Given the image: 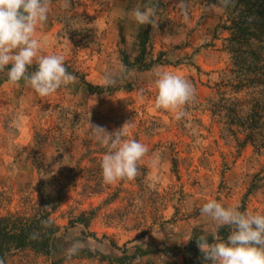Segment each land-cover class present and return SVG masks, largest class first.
<instances>
[{"label": "rangeland", "instance_id": "374dc122", "mask_svg": "<svg viewBox=\"0 0 264 264\" xmlns=\"http://www.w3.org/2000/svg\"><path fill=\"white\" fill-rule=\"evenodd\" d=\"M137 6L156 9L149 68L134 64L147 26L129 15ZM36 38L77 80L41 98L0 72V216H30L41 197H59L57 252L23 250L6 264H122L137 249L148 254L124 264H179L174 247L210 234L199 211L209 199L264 214V0H52ZM157 68L197 85L179 120L155 108ZM84 81L111 91L90 93ZM89 124H129L126 137L147 146L134 180L104 182L106 149Z\"/></svg>", "mask_w": 264, "mask_h": 264}, {"label": "clouds", "instance_id": "9594fccd", "mask_svg": "<svg viewBox=\"0 0 264 264\" xmlns=\"http://www.w3.org/2000/svg\"><path fill=\"white\" fill-rule=\"evenodd\" d=\"M51 5L52 0H0V72H7L9 83L19 86L23 82L41 98L57 94L77 80V76L68 71L64 57L43 54L41 42L36 38L38 30L48 21ZM63 6L68 7L69 0H63ZM129 15L138 25L156 23L154 7L137 6ZM33 66L35 70L30 71ZM153 76L155 108L181 119L197 92V85L161 68L154 69ZM104 83L110 85L114 81L105 75ZM126 126L130 125L109 133L101 125L89 124L90 135L106 149L101 170L107 184L134 180L139 174L138 165L148 153L145 144L126 137ZM199 211L211 221L212 241L204 234L197 238L205 261L209 264H264V214L226 207L216 199H209ZM222 227L229 229L226 240L217 235Z\"/></svg>", "mask_w": 264, "mask_h": 264}, {"label": "trees", "instance_id": "16d2710c", "mask_svg": "<svg viewBox=\"0 0 264 264\" xmlns=\"http://www.w3.org/2000/svg\"><path fill=\"white\" fill-rule=\"evenodd\" d=\"M154 2L155 0H151V4ZM149 33L150 25H147L145 30L141 33L139 53L134 60V64L138 67H150V64L141 66L144 64V58L147 54ZM124 61L128 63L127 58L124 59ZM84 84L88 91L93 94H103L111 91L110 87L94 86L85 81ZM59 204V197L50 198L48 196H43L33 215L27 216L25 213H9L5 216H0V262H2V264H6L10 257L23 250H30L48 257L56 254L57 247L55 245V236L60 228L51 215L58 209ZM239 209L245 211V204ZM202 234H204L202 231L195 230L187 244L184 246H176L172 249V252L180 259L179 264H209V262L205 261L203 253L197 246V238ZM217 235L226 240L229 235V229L227 227H222ZM208 236L209 242H211V234H208ZM109 243L113 249L120 250V247L113 241H109ZM81 254L84 258H95L99 261L108 260L106 255L99 252L92 253L86 250L82 251ZM146 254H148V251L137 249L136 253L132 256H124L122 259L118 260L124 264V261L133 260L136 256H144ZM50 264H63V260H53Z\"/></svg>", "mask_w": 264, "mask_h": 264}]
</instances>
